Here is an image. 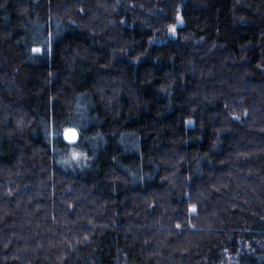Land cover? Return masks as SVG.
<instances>
[{"label": "trees", "instance_id": "trees-1", "mask_svg": "<svg viewBox=\"0 0 264 264\" xmlns=\"http://www.w3.org/2000/svg\"><path fill=\"white\" fill-rule=\"evenodd\" d=\"M0 264H264V0H0Z\"/></svg>", "mask_w": 264, "mask_h": 264}, {"label": "rangeland", "instance_id": "rangeland-1", "mask_svg": "<svg viewBox=\"0 0 264 264\" xmlns=\"http://www.w3.org/2000/svg\"><path fill=\"white\" fill-rule=\"evenodd\" d=\"M64 129V133H65ZM67 142L69 143L68 139ZM76 143V142H75ZM75 143H69V147H68V154L66 156V160H64L65 162H69L67 165V168L69 167L70 170H74L77 166H79L78 164L80 163V161L83 159L82 155L77 151V148L74 146ZM79 153L80 154V159H73V153ZM65 164V163H64Z\"/></svg>", "mask_w": 264, "mask_h": 264}, {"label": "snow or ice", "instance_id": "snow-or-ice-1", "mask_svg": "<svg viewBox=\"0 0 264 264\" xmlns=\"http://www.w3.org/2000/svg\"><path fill=\"white\" fill-rule=\"evenodd\" d=\"M173 32H175V28L172 29ZM35 52H40V49H34ZM65 138L68 139L69 143H75L76 142V132L74 129H67L65 130ZM73 159H80V154L74 152L73 153ZM193 212L196 211L195 208L192 209Z\"/></svg>", "mask_w": 264, "mask_h": 264}, {"label": "water", "instance_id": "water-1", "mask_svg": "<svg viewBox=\"0 0 264 264\" xmlns=\"http://www.w3.org/2000/svg\"><path fill=\"white\" fill-rule=\"evenodd\" d=\"M70 129H72V128H70ZM75 130V129H74ZM75 132H76V138L78 137V132L75 130ZM65 134V133H64Z\"/></svg>", "mask_w": 264, "mask_h": 264}]
</instances>
